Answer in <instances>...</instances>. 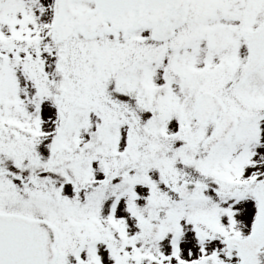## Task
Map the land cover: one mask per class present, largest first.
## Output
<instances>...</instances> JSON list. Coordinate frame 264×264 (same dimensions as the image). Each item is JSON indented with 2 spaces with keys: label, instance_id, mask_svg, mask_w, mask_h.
I'll list each match as a JSON object with an SVG mask.
<instances>
[{
  "label": "snow or ice",
  "instance_id": "obj_1",
  "mask_svg": "<svg viewBox=\"0 0 264 264\" xmlns=\"http://www.w3.org/2000/svg\"><path fill=\"white\" fill-rule=\"evenodd\" d=\"M0 264H264V0H0Z\"/></svg>",
  "mask_w": 264,
  "mask_h": 264
}]
</instances>
